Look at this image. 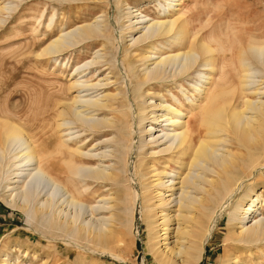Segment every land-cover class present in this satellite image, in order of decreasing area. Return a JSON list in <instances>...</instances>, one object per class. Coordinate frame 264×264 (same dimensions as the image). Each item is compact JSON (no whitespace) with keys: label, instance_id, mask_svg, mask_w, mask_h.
<instances>
[{"label":"bare ground","instance_id":"1","mask_svg":"<svg viewBox=\"0 0 264 264\" xmlns=\"http://www.w3.org/2000/svg\"><path fill=\"white\" fill-rule=\"evenodd\" d=\"M156 1V17L133 10L125 2L129 30L139 33L131 35L122 53L129 87L113 58H108L112 41L105 20L94 17L67 32L59 30L42 48L40 55H61L73 45L85 47L103 40L98 50L104 52L95 51L89 64L107 62L108 73L115 76L111 81L106 75L90 85L79 78L72 80L69 87L77 89L76 94L55 113L56 128L63 133L52 147L39 137L33 139L10 118L0 119V194L8 192L2 196L5 204L21 211L28 222L39 216L51 225L49 229L80 248L105 250L118 244L121 228L133 221L138 207L145 226L143 250L150 261L195 264L208 237H219L214 233L215 219L227 208L229 230L222 239L249 243L264 239V217L257 218L260 192L247 187L251 178L264 175V42L247 33L239 48L225 49L228 55L223 53L220 58L201 33L192 32L194 28L178 7L181 0ZM7 8L15 11L14 5ZM224 58L228 61L222 62ZM216 74L220 77L215 78ZM230 75L235 76V84L229 81ZM188 77L193 81H187ZM183 82L196 95L190 96ZM176 84L181 98L171 87L167 89L171 101L165 93L152 91L155 85ZM86 86L102 90L86 97L81 94ZM246 92L256 99L248 98ZM149 96H158V100ZM73 123L79 124L74 129L81 130L72 131ZM135 131L139 136L133 144ZM80 132L111 136L95 138L103 149L91 154L82 148L86 138H80ZM69 141L76 146L70 147ZM112 141L113 148L104 145ZM132 150L136 161L130 177L126 157ZM94 156L97 164L91 165ZM89 181L107 192L99 193L100 205H90L91 215L92 209L106 215L86 219L83 212L94 193ZM234 224H238L236 229ZM239 256H225L221 264H245ZM8 261L15 264V259Z\"/></svg>","mask_w":264,"mask_h":264},{"label":"rangeland","instance_id":"2","mask_svg":"<svg viewBox=\"0 0 264 264\" xmlns=\"http://www.w3.org/2000/svg\"><path fill=\"white\" fill-rule=\"evenodd\" d=\"M125 2L132 6L133 10L139 9L142 14L150 17H156L158 14L156 0H108L104 6L103 3L80 0H0V8H3L0 9V19L4 21L0 24V119L10 118L9 120L21 125L29 135H32L33 139L39 137L43 143L54 146L63 133V130L58 131L56 128L58 119L55 113L63 108L62 103L69 102L76 94L77 89L69 87L72 80L79 78L90 85L106 75L109 80L115 75L111 76L108 73L107 62L89 64L96 55L94 52L102 46L103 40L100 39L85 47L73 45L61 55H40V51L59 30L67 32L85 21H93L94 17L99 21L105 20L106 31L112 41L107 47L108 58H113L117 72L123 76L125 85L129 87L127 76L121 66L122 53L124 46L130 43L131 35L136 37L139 33L138 30H129ZM12 5L15 11L7 8ZM178 7L194 28L192 32L201 33L217 49L220 58L223 53L228 55V52H223L225 49L232 46L239 48V41L241 42L247 33L253 34L259 42H264V0H181ZM131 48L133 49V46ZM102 52L104 51L101 48L99 53ZM218 60L220 63L228 61L225 58L223 61ZM117 72L114 74H118ZM216 77L220 75L216 74ZM187 79L193 81L192 77ZM229 81L235 84V76L229 78ZM183 83L185 87H189L190 96L196 95L188 82ZM86 87L81 91L86 97L97 95L102 90L99 86ZM112 88L111 86L110 90ZM163 88L155 85L152 91L165 93L167 101H171L167 93V89L171 88L174 94L177 93L176 95L181 98L177 84ZM246 93L248 98L257 97L250 92ZM151 98L158 100V96ZM134 101V104L139 102L136 97ZM241 102L239 99L240 105ZM76 124L78 123L72 124V131L81 130L80 127L74 129L75 126H79ZM78 136L86 138L81 146L90 153H97L103 149V145L95 144L99 141L95 138L110 137L107 133L92 137L88 132ZM138 136V131L132 134L133 144L138 141ZM68 145L76 146L74 141H69ZM104 145L113 148L114 142L111 145L109 143ZM91 158L89 164L96 165V157ZM126 160L129 165L128 174L131 177L136 161L133 150L129 152ZM51 170L55 176L61 175L57 168L51 167ZM89 183V190L94 193L88 197L83 217L88 219L98 218L101 214L106 215L101 210L93 209L94 216L91 215L90 205H100L99 197L107 192L95 183L90 181ZM248 184L247 187L251 185L255 192H260L257 213L261 215L259 214L257 218L264 217V175L254 176ZM115 186L124 190L122 186ZM79 187H82V183ZM4 193L6 195L8 192ZM2 196L0 194V264H7L8 260L14 259L15 264H153L143 250L145 226L140 220L138 207L133 221L130 224L124 221L126 226L120 230L122 232L120 242L111 245L105 251L92 246L76 247L74 243H69L72 239L69 240L62 233L49 229L51 225L44 223L39 216L28 222L21 211L5 204ZM227 210L228 208L222 210L215 219L214 226L217 229L214 233L219 237H215L214 240L208 237L200 259L195 264H221V258L235 254L240 255L239 259L244 260L245 264H264V239L250 243L222 239L229 230L225 224ZM126 219L128 218L124 216V220ZM235 227L237 228L238 224H234L233 228L236 229ZM3 258H7V261L2 262Z\"/></svg>","mask_w":264,"mask_h":264}]
</instances>
